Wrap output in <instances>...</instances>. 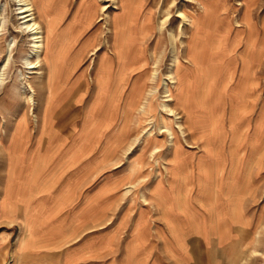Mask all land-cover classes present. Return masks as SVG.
Segmentation results:
<instances>
[{"label": "rangeland", "instance_id": "obj_1", "mask_svg": "<svg viewBox=\"0 0 264 264\" xmlns=\"http://www.w3.org/2000/svg\"><path fill=\"white\" fill-rule=\"evenodd\" d=\"M31 1L47 53L33 57V70L25 63L33 42L22 33L18 2L0 0V72L11 52L0 88V264H20V254L44 248L64 247L69 258L81 250L75 256L80 260L118 245L125 247L120 264H144L145 250L153 246L176 264H264V0ZM43 7L53 27L41 16ZM178 10L188 17L185 22ZM147 14L151 33L140 32ZM172 28L180 60L191 64L186 53L196 40L194 55L206 63L192 72L195 109L211 113L191 124L204 123L196 135L186 123L184 133L179 129L187 98L166 93L167 85L175 93L182 88L170 73ZM136 39H148L142 43L148 76L158 70L138 106L133 99H116L118 60L124 58L119 49ZM68 53L76 76L84 74L88 83L71 105L72 85L64 83ZM106 53L115 55L111 80L96 77ZM232 68L236 80L229 84ZM142 77L129 71L130 88L143 83ZM150 104L156 117L145 116ZM165 122L177 131L179 145ZM125 125L124 140L116 142ZM240 130L245 136L234 138ZM148 133L158 139L155 153L143 150ZM175 149L186 163L175 159ZM235 149H242V160ZM218 201L234 206L222 214L214 209ZM225 219L229 227L216 226Z\"/></svg>", "mask_w": 264, "mask_h": 264}, {"label": "bare ground", "instance_id": "obj_2", "mask_svg": "<svg viewBox=\"0 0 264 264\" xmlns=\"http://www.w3.org/2000/svg\"><path fill=\"white\" fill-rule=\"evenodd\" d=\"M17 2L19 5V9H18L19 15L22 16L21 20H24L22 27H21L22 33L31 37L32 38L31 41L33 42L32 54L28 58H26V59L24 58L26 65L31 67V68H29L30 70H33L32 67H34V65H35L34 62L32 61L33 57H36L37 60H39L42 57L43 53L47 54V53H45V50H46L45 32H44L43 25L40 23V18L37 17V6L33 3V1H31V0H17ZM204 7H205V5H204ZM42 9H43L42 10L43 15H41V16H43L45 22L47 23V26L49 28L53 27L54 22L50 16L48 10L45 7H43ZM181 9H182V7H181ZM170 10L166 13V21H165L166 23L165 24L168 23V20L171 17ZM177 12H178V15L179 14L182 15V17H183L182 22H185L188 17L184 13L180 12V10H178ZM151 20H152L151 15L147 14L144 17V20L142 21V23L140 24V27H141L140 32L151 33V31L153 30V26L151 25ZM194 20L196 22V19H194ZM136 23H137V20H136ZM165 24H163L162 27L160 26L161 31H163ZM185 25H187V24H185ZM194 25H195V23H193V26ZM200 28H201L200 21H197V23L195 25V29H193L195 35L200 33ZM132 31H133V35L135 36L136 35L135 29H132ZM169 34H170V42H171L170 52L172 55V62L174 64V68H173V70H171L170 73H171V75L174 76L173 80L174 81L177 80V84L182 85V88L180 89V91L175 93V92H173L172 88L169 85H167L166 93L170 94V97H174V94H176L178 97H181L182 99L187 98L186 101L188 102V105L182 104V111L186 115V120H184V118L182 117V125H179V129L182 131V133H184V129H185L184 123H186L187 128L189 130L193 131L195 134L197 132V130L201 131L202 129H204V127H203L204 123L201 122L199 124L200 126H198V125L192 126L191 124L193 122H197V120L199 121L200 117L201 118L202 117L207 118L211 114L208 111L206 112V111L195 109V102H194V97L197 96V93H196L197 84H196V82H194L192 80V72L194 71L195 67L201 68L202 66L206 65L205 59L203 57H196L194 55L195 47L197 46L198 41L193 40L189 43L188 53H186V59L191 64H188V63H185L184 61H182L183 59L181 57H179V54H181L179 52V48L181 45L178 46L177 29L172 28V30H170ZM147 40L148 39H136L134 42L133 41L130 42L129 47H125V48L123 47V48L119 49V51H120L119 55L124 56L123 59L118 60L119 66L122 69V72H121L120 77H119V80L121 82L119 83V85H117L118 87H117V95H116V99L119 102H122L126 99H133L135 106H138L144 100H147L146 99V92H147V89L149 87V82L152 79V77L154 79V77L157 76V72H158V70L154 69L152 74H151V77L148 76V73L150 71H147L146 68H147V66L150 65V60H149V57L147 55V51L145 49H143V45H142L143 42H145V44H146ZM13 42L14 41H12L10 43L9 48H11V45ZM137 42H139L141 44L138 45ZM47 46H49V45H47ZM157 46H158V44H157ZM135 49L138 52V54L135 55L133 53L134 57L133 56L131 57V52L134 51ZM178 52H179V54H178ZM116 53L117 52H114L115 55H117ZM99 54H100V51H97L96 55L99 56ZM115 55H111L109 53H106L102 56V63H101V66L99 67V71L97 72L96 77H100L102 75L103 80L104 79L111 80V77H112L111 71H112L114 63H116L115 57H114ZM182 55H183V53H182ZM7 57H8V59L6 60L4 67L2 68V70L0 72V88H1V85L4 83L5 70L11 61V52H10L9 56H7ZM67 57H68L67 58L68 59V64H67L68 68L66 70L67 73H66V76L64 78V83H65L66 87L69 85L70 86L72 85L71 88L69 87V89H68V98H67L69 105H71V102H73L75 95L78 92H80V91L82 92L83 89H85V91H87L88 83L86 81V77L84 74L80 75V77L76 76L77 73H75V69L77 70L78 67L73 64V61L71 60V54L68 53ZM180 58L182 60H180ZM138 64H140V66H137ZM253 69H254L253 63H249L248 71L251 72V71H253ZM132 70H136V71L140 72L141 76H143L142 78L146 77L145 78L146 80H144L143 83H140V81H138L134 86H132L130 88V82H129L130 79H128L127 77H128L129 71H132ZM232 71H233V74H231V81H229V84H234L235 80H236L235 79L236 75L234 74L235 69L232 68L230 73ZM253 76H254V73L252 72V75L250 76V80L254 79ZM96 83L98 84L99 87L101 86L105 90V88H104L105 86H102L101 81L98 80ZM252 88L253 87H250L251 91L253 90ZM101 89H99V93H98L99 97L103 96ZM22 90L24 91L26 96L30 95L29 101L34 103L35 97H34V94H31L33 92L32 88H29V86L25 85V86H23ZM27 91L30 92L29 95L27 94ZM52 94L53 93L50 92V94L48 95V102L50 101ZM250 95H252V93ZM205 97L210 99L212 97V95H210V94L207 96L205 95ZM130 106H132V105H130ZM164 108L167 109L170 113H172V115L177 116L175 111L172 108H169L168 105L164 104ZM156 114L157 113H156V110L154 108V105L150 104V107L146 110L145 116L156 117ZM179 115H181V114H179ZM128 120H129V118L126 119V123L128 122ZM164 124H165V128L168 130V132L170 133V136L173 139L172 143L174 145H179V136H178L177 131L174 129L173 126L169 125L167 122H165ZM197 128H199V129H197ZM125 130H126V125L123 127L122 131L119 133V137L116 138V142H119L120 140H124L122 138V135L126 134L127 131H125ZM147 135L148 136H146V138L144 139V142H143L144 143L143 150L147 152L148 150L150 151L151 149H153V152L155 153L159 149L158 139L156 138L155 139L156 141L154 142L151 140V133H148ZM232 136L234 138H241L242 139V137H244L245 135L240 130V132H237V134H233ZM199 137L201 138V136H199ZM226 139H228V135H226ZM151 142H153V143H151ZM153 145H155V146L153 147ZM224 145H226V143L225 144L223 143L222 146H224ZM176 150L177 149H175V156H176L175 159L177 161L179 160L180 162L182 161V162L186 163L187 160L185 158H182V157H184L183 153H181V151H176ZM221 153H223V152H221ZM242 153H243L242 149H235V151H233V155L237 157L238 161L242 160V156H243ZM223 154L226 155L225 153H223ZM224 167L225 166H223L221 168L220 173L224 172V170H225ZM221 176H222V174H221ZM229 206H234V205L231 204ZM229 206L226 203L218 201L216 206L214 207V209L216 211L222 213V214L227 215L228 213L226 211H227ZM190 208H191V205H190ZM237 219H239L238 215L235 218L234 217L231 218L232 221L237 220ZM216 226L217 227H219V226L229 227V221H228V219H225L224 223H218V224H216ZM19 249H20V247H19Z\"/></svg>", "mask_w": 264, "mask_h": 264}, {"label": "crops", "instance_id": "obj_3", "mask_svg": "<svg viewBox=\"0 0 264 264\" xmlns=\"http://www.w3.org/2000/svg\"><path fill=\"white\" fill-rule=\"evenodd\" d=\"M82 242H84V240H82L80 244L77 243L72 246H81ZM145 251L149 252V254L146 255L148 259H146L144 264H176L169 259H165L162 248L158 246L149 247V249H146ZM76 252L81 253L82 251L80 250ZM117 252H122V254L118 256ZM124 252V245H118L113 250L106 251L101 256H90L79 260L75 257L79 253H72L69 258L68 256L70 254L64 247L44 248L37 252L20 254V264H120Z\"/></svg>", "mask_w": 264, "mask_h": 264}]
</instances>
